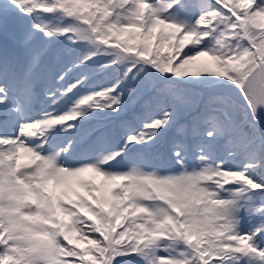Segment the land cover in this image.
I'll return each instance as SVG.
<instances>
[{"label": "snow or ice", "instance_id": "snow-or-ice-1", "mask_svg": "<svg viewBox=\"0 0 264 264\" xmlns=\"http://www.w3.org/2000/svg\"><path fill=\"white\" fill-rule=\"evenodd\" d=\"M0 264H264V0H0Z\"/></svg>", "mask_w": 264, "mask_h": 264}]
</instances>
